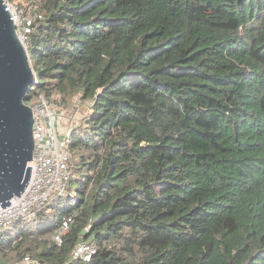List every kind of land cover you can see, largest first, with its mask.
Instances as JSON below:
<instances>
[{"label": "trees", "instance_id": "16d2710c", "mask_svg": "<svg viewBox=\"0 0 264 264\" xmlns=\"http://www.w3.org/2000/svg\"><path fill=\"white\" fill-rule=\"evenodd\" d=\"M7 1L41 16L24 103L89 113L69 136L75 197L2 232L0 263L264 264V0Z\"/></svg>", "mask_w": 264, "mask_h": 264}, {"label": "built area", "instance_id": "2783aa9c", "mask_svg": "<svg viewBox=\"0 0 264 264\" xmlns=\"http://www.w3.org/2000/svg\"><path fill=\"white\" fill-rule=\"evenodd\" d=\"M4 5L12 15L15 32L19 40L27 45L28 35L33 23L41 16L32 7L18 8L7 0ZM36 82L34 75L33 82ZM28 106L32 111V160L28 162L30 177L21 196H13L10 205L0 207V234L10 230L14 222L33 220L37 213L48 202L49 195L75 197V193L68 189L70 152L68 149L71 131L84 120L87 113L78 117H71L64 111L59 102L53 97L39 94ZM89 113V112H88ZM71 218L63 221V229L67 227ZM61 231L53 234V240L60 244ZM95 252L91 240L82 241L70 252L69 260H89ZM0 264H43L37 259L24 255L11 263ZM64 264H68L65 262Z\"/></svg>", "mask_w": 264, "mask_h": 264}, {"label": "water", "instance_id": "95a60500", "mask_svg": "<svg viewBox=\"0 0 264 264\" xmlns=\"http://www.w3.org/2000/svg\"><path fill=\"white\" fill-rule=\"evenodd\" d=\"M12 15L0 0V207L20 197L29 182L33 115L24 103L34 71ZM86 230L81 232L85 236Z\"/></svg>", "mask_w": 264, "mask_h": 264}, {"label": "rangeland", "instance_id": "374dc122", "mask_svg": "<svg viewBox=\"0 0 264 264\" xmlns=\"http://www.w3.org/2000/svg\"><path fill=\"white\" fill-rule=\"evenodd\" d=\"M22 8H24V7H22ZM56 101H58V100H56ZM59 104L63 108L64 111L68 112V115L71 116V117H78V116H81L84 113L88 114V112H89V104L87 102H82V101L78 100L77 98H74V99H72L69 102H64V103L63 102H61V103L59 102ZM79 123L81 124V121H79ZM68 189L70 190L69 187H68ZM56 197L57 196H56V194L54 192L51 193L49 195L47 203L52 202L53 200H55Z\"/></svg>", "mask_w": 264, "mask_h": 264}]
</instances>
